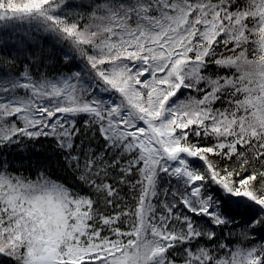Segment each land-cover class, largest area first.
I'll use <instances>...</instances> for the list:
<instances>
[{"label":"snow or ice","instance_id":"snow-or-ice-1","mask_svg":"<svg viewBox=\"0 0 264 264\" xmlns=\"http://www.w3.org/2000/svg\"><path fill=\"white\" fill-rule=\"evenodd\" d=\"M0 264H264V0H0Z\"/></svg>","mask_w":264,"mask_h":264}]
</instances>
